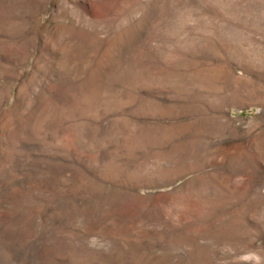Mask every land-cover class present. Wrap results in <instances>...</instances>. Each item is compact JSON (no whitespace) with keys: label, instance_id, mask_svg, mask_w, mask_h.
Returning <instances> with one entry per match:
<instances>
[{"label":"rangeland","instance_id":"374dc122","mask_svg":"<svg viewBox=\"0 0 264 264\" xmlns=\"http://www.w3.org/2000/svg\"><path fill=\"white\" fill-rule=\"evenodd\" d=\"M0 264H264V0H0Z\"/></svg>","mask_w":264,"mask_h":264}]
</instances>
